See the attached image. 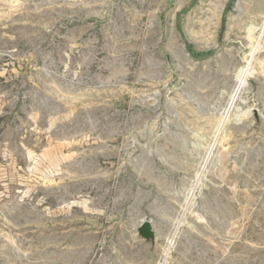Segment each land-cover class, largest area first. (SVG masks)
I'll return each mask as SVG.
<instances>
[{
	"label": "rangeland",
	"instance_id": "obj_1",
	"mask_svg": "<svg viewBox=\"0 0 264 264\" xmlns=\"http://www.w3.org/2000/svg\"><path fill=\"white\" fill-rule=\"evenodd\" d=\"M0 264H264V0H0Z\"/></svg>",
	"mask_w": 264,
	"mask_h": 264
},
{
	"label": "water",
	"instance_id": "obj_2",
	"mask_svg": "<svg viewBox=\"0 0 264 264\" xmlns=\"http://www.w3.org/2000/svg\"><path fill=\"white\" fill-rule=\"evenodd\" d=\"M137 234L139 237L144 239L145 241H153L154 240V232L152 226L149 222H143L137 229Z\"/></svg>",
	"mask_w": 264,
	"mask_h": 264
}]
</instances>
